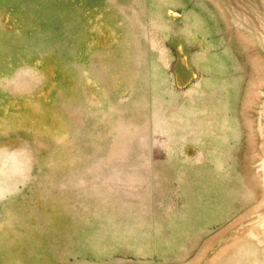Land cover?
<instances>
[{
	"label": "rangeland",
	"instance_id": "374dc122",
	"mask_svg": "<svg viewBox=\"0 0 264 264\" xmlns=\"http://www.w3.org/2000/svg\"><path fill=\"white\" fill-rule=\"evenodd\" d=\"M0 264H264V0H0Z\"/></svg>",
	"mask_w": 264,
	"mask_h": 264
}]
</instances>
